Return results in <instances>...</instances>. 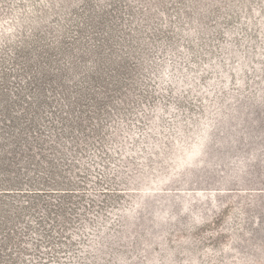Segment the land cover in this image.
Listing matches in <instances>:
<instances>
[{"label": "rangeland", "instance_id": "1", "mask_svg": "<svg viewBox=\"0 0 264 264\" xmlns=\"http://www.w3.org/2000/svg\"><path fill=\"white\" fill-rule=\"evenodd\" d=\"M0 264H264V0H0Z\"/></svg>", "mask_w": 264, "mask_h": 264}, {"label": "trees", "instance_id": "2", "mask_svg": "<svg viewBox=\"0 0 264 264\" xmlns=\"http://www.w3.org/2000/svg\"><path fill=\"white\" fill-rule=\"evenodd\" d=\"M167 181H168V178H167V179L164 178V179L159 180V181H158V184H159V185H160V184H164V183L167 182ZM144 201H145L144 199L141 200V203H139V207H140V206H144V204H145Z\"/></svg>", "mask_w": 264, "mask_h": 264}]
</instances>
